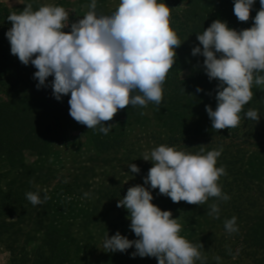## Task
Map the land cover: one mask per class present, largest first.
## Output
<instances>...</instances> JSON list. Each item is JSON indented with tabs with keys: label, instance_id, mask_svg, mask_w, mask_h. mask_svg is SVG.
<instances>
[{
	"label": "clouds",
	"instance_id": "1",
	"mask_svg": "<svg viewBox=\"0 0 264 264\" xmlns=\"http://www.w3.org/2000/svg\"><path fill=\"white\" fill-rule=\"evenodd\" d=\"M254 17L253 26L237 31L219 19L197 34L200 46L192 55H202L209 80H218L215 110H205L214 130L234 129L240 125L241 113L253 98L252 86H264V0ZM255 0H234L233 12L240 22L250 19ZM96 0L89 11L69 26V13L62 6L42 5L33 9L27 4L19 13L12 12L7 20L11 28L5 33L11 54L19 61L33 65L37 71L36 87L51 81L57 101L70 94L69 115L88 129L107 135L111 121L119 110L129 105L159 106L163 99V84L175 64L176 49L182 44L170 26V7L158 0H120L110 15H98ZM219 54V56L217 55ZM197 92L203 91L197 87ZM133 93H139L133 95ZM143 115V113H141ZM246 118L259 121L257 110L249 109ZM222 149L195 154L160 145L143 155L152 167L144 177V185L159 190L173 203L204 204L209 197L227 201L218 180L226 175L223 166L216 167ZM139 173L136 164L128 166ZM33 206L41 199L39 192H27ZM86 197L88 193L84 194ZM154 197L143 185L129 187L117 202L127 209L130 229L138 239L130 240L119 231L104 240L109 252H126L135 247L132 257H155L158 264H195L206 260L194 245L180 235L182 225L169 210L152 203ZM219 206L210 205L207 215L219 219ZM225 230L238 231L237 217L225 220ZM219 260V257H216Z\"/></svg>",
	"mask_w": 264,
	"mask_h": 264
},
{
	"label": "trees",
	"instance_id": "2",
	"mask_svg": "<svg viewBox=\"0 0 264 264\" xmlns=\"http://www.w3.org/2000/svg\"><path fill=\"white\" fill-rule=\"evenodd\" d=\"M158 2L169 4L170 26L179 30L177 35L180 40L185 35L197 40V34H202L217 19L227 22L230 28L237 31L250 28L260 9L259 0H255L250 19L240 22L233 12L234 0ZM7 43V38L0 40V167H5L14 178L6 189L0 187V241L7 242L6 248L12 255L14 264H82L85 247L72 235L70 227L73 223L87 224L92 221L97 215V208L89 204L82 205L79 201L74 202V199L69 200V186L39 192L34 186V179L29 177L30 165L23 159L26 152L46 157L53 145L67 140L73 120L69 115L70 94L57 101L52 94L51 84L46 82V86L38 89V80L34 78L37 69L30 63L24 65L12 59ZM182 49L181 46L176 49L175 64L162 86L161 104L157 106L149 102L147 107H150L152 119L165 131L167 144H199V140L209 139L212 145L206 151L222 149L216 167L223 166L227 174L222 175L218 183H222V192L230 199L220 200L223 213L217 220H208L207 225L210 230L222 225V231H225V220L235 216L238 226V231L233 234L237 239L236 243L233 241L229 245L230 235L217 240L215 237L218 232L211 231L207 236V242H210L203 245L200 251L213 252L211 245L214 241L212 247L218 249L222 256H227L229 252L228 258H251L264 264V86L253 84V98L240 114L241 122L238 127L214 130L205 106L210 105L215 110L219 81L209 80L204 60L198 62L196 59L195 62L199 64L193 68L191 60L194 57L187 55ZM190 68L193 76L179 79L178 75ZM197 87L203 91L197 92ZM135 94L139 93H133ZM249 109L258 111L259 121L246 118L245 113ZM123 111V121L106 124L111 125L107 135L99 132L98 127L89 130L91 142L97 150L108 152L118 149L125 141L126 126L147 118L144 108L140 106L129 105ZM29 191L39 192L42 200L47 195L48 199L32 211L33 205L25 195ZM67 210L72 213V217ZM34 212L36 215H32ZM29 215L32 217L29 219V233L34 230L42 231V244L31 258H18L15 240L24 232L22 219L28 220L25 216ZM15 216L18 220L10 221ZM121 235L130 240L138 239L133 232L123 231ZM191 243L200 244L199 239ZM133 252L134 246L126 252H119L125 258L121 264H158L155 257L133 258ZM107 263L110 264L109 261ZM195 264H201V261L197 260Z\"/></svg>",
	"mask_w": 264,
	"mask_h": 264
},
{
	"label": "rangeland",
	"instance_id": "3",
	"mask_svg": "<svg viewBox=\"0 0 264 264\" xmlns=\"http://www.w3.org/2000/svg\"><path fill=\"white\" fill-rule=\"evenodd\" d=\"M92 0H0V40L7 38L5 33L11 28V22L7 17L12 12L19 13L27 4H32L33 9H38L42 5H57L62 6L69 13V26L63 31H70V25L73 22L83 18L90 10L89 5ZM120 0H96L98 15H110L116 10ZM169 6V4H167ZM177 11V10H175ZM177 34L179 30L173 28ZM181 49L187 55L192 56V67H196L204 58L202 55L193 56V47L200 46L199 41L191 36H183ZM8 53L12 59L19 61L18 57L11 54L10 43L8 41ZM2 46V45H1ZM198 59V62H195ZM193 76V70L190 68L178 75L179 79L184 80ZM51 79V80H50ZM54 77H48L47 84H51ZM144 115L147 118L138 122L134 121L126 126L124 133L125 141L118 149L108 152H101L92 144L89 130L85 125L71 121L70 132L66 141L55 144L51 147L49 154L46 157H37L31 152L23 154L24 161L30 165L29 177L34 179V186L39 192H50L60 186H69L67 198L74 199V202L89 204L97 208V215L92 218L87 224L73 223L70 227L72 235L77 238L85 249V259L82 264H121L125 259L119 251L109 252L104 248V240L106 236L110 238L117 231L132 232L130 229L129 213L125 208H118L117 202L122 199L129 187L135 185H143L152 192L154 197L152 203L157 205L161 210H169L172 212L173 218H178V222L182 225L180 235L186 238L189 242L197 241L202 245H206L207 236L211 231H217L215 237L219 240L221 237L229 236L228 242L234 243L237 241L234 233H229L226 230L222 231V225H218L213 230L209 229L207 221L216 219L213 216L207 215L210 210V205L215 203L219 206L220 212L221 199H209L202 205L188 204L181 201L173 203L167 196L159 194L158 189H151L150 185H144V177L147 176L148 170L153 166L151 161L143 160L145 153H150L152 149L160 145H167V138L164 135L165 131L160 128L158 122L152 119L150 107H143ZM125 113L119 110L111 121L106 124H115L123 121ZM199 144H188V142L180 145L171 146L177 150L197 153L201 148L206 150L212 141L209 139L199 140ZM194 143H197L194 141ZM136 164L140 172L132 173L128 167L130 164ZM5 167H0V187L6 189L14 175L8 173ZM219 186L222 183H218ZM222 188V187H221ZM88 193L86 197L84 194ZM73 201V200H71ZM77 204V203H76ZM226 204V202L224 203ZM37 206H32L31 210H36ZM78 206V205H77ZM79 207V206H78ZM68 211V210H67ZM99 211L101 212L99 214ZM37 212V211H36ZM34 212L32 215H36ZM68 215L72 213L68 211ZM28 220H23V233L19 234L15 240V253L18 258L34 256V253L41 247L43 234L42 231H30L31 215L25 216ZM15 216L10 218V221H17ZM229 233V234H228ZM234 237V238H233ZM211 241L213 239H210ZM203 241V242H202ZM215 242H212L211 250L203 251L202 255L207 259L203 264H260L258 260L251 258L238 259L237 257L228 258L222 256L221 252L214 249ZM218 244V242H216ZM7 242L0 241V264H14L12 255L6 248ZM213 246V247H212ZM216 257L220 259L217 260ZM140 264H143L140 262Z\"/></svg>",
	"mask_w": 264,
	"mask_h": 264
}]
</instances>
